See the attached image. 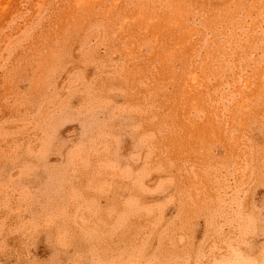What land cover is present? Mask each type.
Wrapping results in <instances>:
<instances>
[{"label":"bare ground","instance_id":"6f19581e","mask_svg":"<svg viewBox=\"0 0 264 264\" xmlns=\"http://www.w3.org/2000/svg\"><path fill=\"white\" fill-rule=\"evenodd\" d=\"M0 264H264V0H0Z\"/></svg>","mask_w":264,"mask_h":264}]
</instances>
